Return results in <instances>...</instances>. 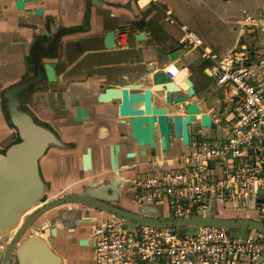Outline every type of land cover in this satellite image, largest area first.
<instances>
[{
    "label": "built area",
    "instance_id": "obj_1",
    "mask_svg": "<svg viewBox=\"0 0 264 264\" xmlns=\"http://www.w3.org/2000/svg\"><path fill=\"white\" fill-rule=\"evenodd\" d=\"M167 20L176 23L168 13ZM178 27L180 50L200 49L201 71L222 95L221 100L216 99L219 115H208L215 129L224 123L221 129L226 137L203 139V129L208 127H201L199 119L191 121L187 150L174 158L147 160L145 169L131 182L130 202L163 203L165 215L174 218L205 211L213 197L238 217L251 210L264 212V202L258 201L264 199V9L246 12L237 20L235 41L221 55L203 45L202 38L187 24ZM115 43L118 48L127 46L125 31L117 32ZM164 71L174 80L175 73L168 66ZM88 237L95 264L264 261V233L257 230L244 240L231 238L213 226H202L195 235H179L173 227L152 225L131 230L122 219L106 214L91 222Z\"/></svg>",
    "mask_w": 264,
    "mask_h": 264
},
{
    "label": "flooded vegetation",
    "instance_id": "obj_2",
    "mask_svg": "<svg viewBox=\"0 0 264 264\" xmlns=\"http://www.w3.org/2000/svg\"><path fill=\"white\" fill-rule=\"evenodd\" d=\"M14 1L0 0V116L12 130L8 144L0 152L20 140L18 129L6 111L4 92L23 79L36 77V82L19 93L20 106L31 114L35 123L53 132L58 141L48 146L38 161L45 190L36 205L65 197L63 202L37 215L20 241L33 232L47 231V239L56 254L52 264H95L93 243L88 237L91 222L107 214L99 206L126 209L131 203L132 180L143 170L142 165L159 153L157 133L156 154L148 149L143 154L131 139L126 121L112 120L111 110L102 107L104 103L98 101V95L91 104L69 101L79 93L70 89L73 97L70 98L63 94L62 88L63 74L76 68L73 60H67L70 52L67 43L73 39L69 36L76 31L65 33L71 28L62 23V0H57L58 15L54 13L55 17H50L55 24L50 31L44 27L43 16L17 10ZM91 1L82 0L83 21L86 15L90 16ZM8 64L15 65L13 77L3 80L1 71ZM109 84L100 83L101 91ZM61 98L63 102L58 106L57 100ZM69 104L86 107L87 117L75 120ZM19 263L13 251L6 254L0 247V264Z\"/></svg>",
    "mask_w": 264,
    "mask_h": 264
},
{
    "label": "water",
    "instance_id": "obj_3",
    "mask_svg": "<svg viewBox=\"0 0 264 264\" xmlns=\"http://www.w3.org/2000/svg\"><path fill=\"white\" fill-rule=\"evenodd\" d=\"M37 1L40 0H15L14 5L17 10L43 16L44 27L50 31V28L55 27L50 17L55 15L46 14L42 5L34 6L33 2ZM103 3L102 0H92L90 5L101 6ZM88 19L89 17L87 22ZM70 28L65 33L73 30L81 31L82 24ZM116 34L111 29L104 33L103 42L106 48H118L115 43ZM135 37L139 39L144 35L137 33ZM176 57H179L177 51L169 54L170 61ZM204 72L209 74L207 68ZM183 81L189 86L188 88L181 89L170 78L152 82L150 87H143L141 82H129L119 86L113 80L98 93L97 98L100 103H104L102 107L111 110L112 120L121 118L126 121L131 139L140 147L143 154L147 153V149L151 154H156V133L158 152L166 154L171 150V137L179 139L184 146L189 143L188 127L191 121L199 119L201 127L211 129L216 127L211 117L207 112L202 111L198 103L189 101L196 93L191 80L184 78ZM34 82L36 77H28L8 87L4 92L6 111L10 122L18 129L20 140L8 146L4 152H0V247H3L6 254L13 251L19 258V264H52V258L56 257V254L47 239V231L33 232L20 241L37 215L63 202L65 198L36 205L45 190L38 161L46 148L58 141L53 132L35 123L31 114L20 106L19 93ZM154 93H158L160 99L166 103L180 105L183 112L168 113L166 107H157L152 103ZM206 100L207 97L202 98V101ZM68 109L75 120L87 117L86 107L69 104ZM252 151L249 149L250 153ZM228 155L230 156L231 152ZM209 165L213 166V160L209 161ZM259 193H263V190ZM258 201L264 202V199ZM99 208L107 214L122 219L131 230L138 225H152L173 227L179 235H195L202 226H213L224 230L231 238L243 240L253 230L264 233V212L251 210L244 216L238 217L233 211L221 206L215 197L211 199L209 208L205 211L179 218L166 216L163 203L148 202L136 205L129 203L126 209L111 206H99ZM259 264H264V261Z\"/></svg>",
    "mask_w": 264,
    "mask_h": 264
},
{
    "label": "crops",
    "instance_id": "obj_4",
    "mask_svg": "<svg viewBox=\"0 0 264 264\" xmlns=\"http://www.w3.org/2000/svg\"><path fill=\"white\" fill-rule=\"evenodd\" d=\"M102 1L103 5L90 7L87 24L83 21L84 3L82 0H62L63 26L71 27L82 24L81 31L69 36L73 39L67 43L68 52L70 51L67 60H73L76 68L69 74H63L65 80L62 84L63 94L70 96V91L75 89L79 92L73 100L69 101L91 104V100L101 91L100 83L108 85L113 80L119 86L129 82H141L143 87H150L152 82L168 78L164 68L170 66L175 73L174 81L181 89L188 88V85L182 81L184 78L192 81L196 93L189 101L198 103L202 111L208 114H210L209 109L213 108L212 101L217 99V92L215 87L208 90L202 88L208 82L206 77L198 71L202 69L203 59L199 63V68L195 67L191 61H186L181 67L176 66L178 62L187 59L193 51L180 50L178 25L185 23L190 28L193 27L205 38L207 47L215 49V53L221 55L229 48L227 50L217 48V37L224 31H229L234 35L232 39L234 43L237 35V20L246 12L255 13L264 9V0ZM238 3L241 4L239 13L236 12ZM37 4L43 5L45 12L53 15L58 13L56 11L57 0H42L33 3L34 6ZM105 9L110 11L108 16L113 19L107 18ZM167 13L171 14L176 23H170L167 20ZM228 24L232 27L228 28ZM110 29L115 33L119 30L126 32L127 46L125 48L108 49L105 47L103 36ZM137 33L143 34L144 37L137 39L135 37ZM120 51L123 52L120 53ZM174 51L179 52V57L170 61L169 54ZM95 70L98 72L96 73ZM203 97H207V100L202 101ZM152 103L157 107H166L168 113L183 112L180 105L176 106L162 101L158 93L153 94ZM0 118L2 119L1 116ZM2 121L6 134L0 138V149L8 144L9 135L12 132L4 119ZM178 146L184 148L180 149L181 152L187 150L179 139L172 138L171 150L166 154L158 153L156 157L174 158L180 153L175 150Z\"/></svg>",
    "mask_w": 264,
    "mask_h": 264
},
{
    "label": "rangeland",
    "instance_id": "obj_5",
    "mask_svg": "<svg viewBox=\"0 0 264 264\" xmlns=\"http://www.w3.org/2000/svg\"><path fill=\"white\" fill-rule=\"evenodd\" d=\"M77 1H80V0H77ZM239 5H241L240 3H238V7L236 8V12H240V10H241V7H239ZM136 8H137V6H136ZM105 11V13L107 14V18H111V17H109L108 16V14H109V10H107V9H105L104 10ZM111 19H113V18H111ZM229 27H232V25L230 24H228V28ZM191 30H193V31H195L201 38H202V41H203V45H206L207 43H206V40H205V38L202 36V35H200L199 34V32L197 31V30H194V28L192 27V28H190ZM227 29V28H226ZM226 31H224L223 32V34H221V35H219L218 37H217V40H218V43H217V48L218 47H221V48H224L225 50H227L228 48H230L231 46H232V44H233V42H232V39H233V34L231 33V32H229V31H227L226 33H225ZM207 46V45H206ZM211 49V48H210ZM211 50H213L214 52L216 51L215 49H211ZM224 50V51H225ZM123 51H120V53H122ZM199 52H200V49L198 48V49H194L193 51H192V53H190L189 54V56H188V58L187 59H185L183 62H178L177 64H176V66L177 67H181L186 61H191L192 62V64L195 66V67H197V68H199V63H200V61L202 60V58H200V55H199ZM12 65H10V64H8V67H5V68H3L2 69V71H1V75H2V79L3 80H6V79H9L10 77H13L12 75H13V73H14V71H12L13 69H15V65L13 64V66L11 67ZM202 68V67H201ZM201 74H203L202 73V71H200V70H198ZM204 75V74H203ZM205 76V75H204ZM206 77V76H205ZM204 77V78H205ZM206 79L208 80V82L202 87L203 89L204 88H207L206 90H208V89H210V88H214V86H213V84H211V82H210V79L208 78V77H206ZM216 90V89H215ZM217 92V91H216ZM216 97H219L220 98V100H221V98H222V95L219 93V92H217V95H216ZM70 98H73V97H70ZM51 102V101H50ZM63 102V98H61V100L60 99H58L57 100V104H58V106L59 105H61V103ZM49 103V102H48ZM212 105H213V108H210L209 109V113L212 115V116H216V115H219V111L217 110V102L215 101V99L212 101V103H211ZM225 104H227V105H229V103L228 102H226ZM230 114V113H229ZM227 116H228V114H227ZM2 119L0 118V138H2L3 137V134H6V132H5V129H4V127H3V125H2ZM222 126H224V123L223 124H220V126L218 127V128H216V129H211V128H204L203 129V132H204V134H203V139H207V140H215V139H224L225 137H226V134H225V132L221 129V127ZM183 150L184 148L183 147H181V146H178V149L176 148L175 150H177V152L179 153V152H181V150ZM174 149H173V152L175 151ZM178 150H180V151H178ZM173 152H172V154H173ZM144 168H145V166H143L142 167V169L144 170Z\"/></svg>",
    "mask_w": 264,
    "mask_h": 264
},
{
    "label": "trees",
    "instance_id": "obj_6",
    "mask_svg": "<svg viewBox=\"0 0 264 264\" xmlns=\"http://www.w3.org/2000/svg\"><path fill=\"white\" fill-rule=\"evenodd\" d=\"M84 22L87 23V15L85 16Z\"/></svg>",
    "mask_w": 264,
    "mask_h": 264
},
{
    "label": "bare ground",
    "instance_id": "obj_7",
    "mask_svg": "<svg viewBox=\"0 0 264 264\" xmlns=\"http://www.w3.org/2000/svg\"><path fill=\"white\" fill-rule=\"evenodd\" d=\"M168 69L171 70V67L169 66ZM191 82H192V81H191ZM192 86H193V83H192ZM188 87H189V86H188Z\"/></svg>",
    "mask_w": 264,
    "mask_h": 264
}]
</instances>
